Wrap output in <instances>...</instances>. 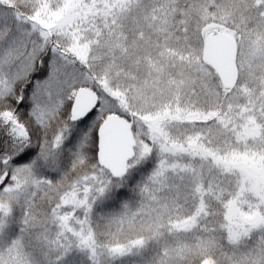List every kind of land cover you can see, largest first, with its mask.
I'll return each mask as SVG.
<instances>
[{
	"label": "snow or ice",
	"instance_id": "1",
	"mask_svg": "<svg viewBox=\"0 0 264 264\" xmlns=\"http://www.w3.org/2000/svg\"><path fill=\"white\" fill-rule=\"evenodd\" d=\"M0 264H264V0H0Z\"/></svg>",
	"mask_w": 264,
	"mask_h": 264
}]
</instances>
